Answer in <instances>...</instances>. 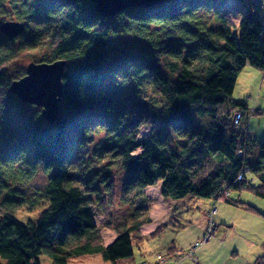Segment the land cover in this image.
Wrapping results in <instances>:
<instances>
[{
    "label": "trees",
    "instance_id": "16d2710c",
    "mask_svg": "<svg viewBox=\"0 0 264 264\" xmlns=\"http://www.w3.org/2000/svg\"><path fill=\"white\" fill-rule=\"evenodd\" d=\"M1 2L23 29L12 37L0 32V264H41L40 255L68 264L92 253L111 264H140L134 245L172 223L147 235L139 230L150 221L144 188L158 181L165 200L194 194L235 202L232 188L264 197V141L245 123L255 109L231 97L244 65L264 77V23L253 0L237 9L236 22L226 0H159L111 16L90 0ZM124 36L135 48L120 43ZM26 56L66 59L52 122L38 109L26 114L9 90L16 77L5 69ZM36 168L46 177L40 194L16 196L12 185L32 179ZM116 170L125 173L119 200L130 210L118 221L111 219ZM38 205L34 219L13 215ZM105 229L115 233L107 243ZM176 248L157 253L184 252ZM252 264H264V251Z\"/></svg>",
    "mask_w": 264,
    "mask_h": 264
},
{
    "label": "rangeland",
    "instance_id": "374dc122",
    "mask_svg": "<svg viewBox=\"0 0 264 264\" xmlns=\"http://www.w3.org/2000/svg\"><path fill=\"white\" fill-rule=\"evenodd\" d=\"M250 1L252 0H248V3ZM243 2L247 4V0H226V4L231 8L230 18L233 22L238 20L239 12L237 7H241ZM255 5L259 18L264 23V0H257ZM249 8H251V6H249ZM11 13L12 11L8 9L6 2H1L0 22L8 19L15 20ZM119 40L120 43L126 44L127 48H135L129 36L121 37ZM30 60L39 61V58L26 56L10 63L5 69L7 77H18L23 74L24 67ZM258 90H260V92L256 97V104H252L253 106L251 105V107L255 109V112L246 117L245 123L249 133L253 134L259 141H264V77L262 76V72L253 66L242 67L236 77L232 90L234 98L245 100L249 92L256 94ZM21 107L25 109L26 114H30L37 109L40 110L39 106L27 102H22ZM193 117L196 123H204L205 119L200 117L195 111H193ZM158 123L159 122L156 120L152 124L141 127L139 136L148 135L152 125ZM103 135L102 133L95 135L94 141L99 140ZM93 147L94 144H91L86 150L91 152ZM139 150V148L135 149L133 154H136ZM254 159L255 151L248 157L249 161H253ZM124 174L123 171L116 170L114 177L116 195L114 206L111 210V219L116 221L124 218L130 211L129 208L119 200V186ZM247 178L251 179L249 173H247ZM45 180L46 177L43 171L36 168V172L32 179L26 183L12 185V188L17 191L16 196L35 198L40 194ZM253 182H255V179ZM160 189L161 186L159 181L144 188L145 194L151 199L149 215L152 217L153 226L144 227L142 231L147 235V233L152 231L158 224L165 223L170 218L172 223L163 226L155 235L146 236L138 246L134 245V252L137 258L144 252L152 253L156 250L164 251L170 244H174L184 250L180 259L171 262L177 263L182 258H189L184 255V253L187 252V249L194 240L201 237L208 222H210V225L213 227V233L203 245L205 243L219 244L213 246L215 247V253L212 260L209 259L210 264H217L218 260H220V258L222 259L229 250L236 251V257L231 256L230 258L236 259L237 263H235L234 260H228L222 264H252L255 255L263 253L264 197L257 196L246 188H232L228 193V197L235 200V202L227 201L225 198L214 200L194 194H186L175 200H165L160 194ZM217 202H220V204L217 205ZM214 203H216L217 210L220 208V214L210 213ZM39 208V205L30 210L20 208L16 210L13 215L21 221L34 219ZM171 214L173 215L171 216ZM92 215L96 222L100 221V214L92 210ZM102 236L104 242L107 243L115 237V233L105 229L102 231ZM230 253L232 252L230 251ZM254 253L256 254L254 255ZM192 255L193 258H196V261H193L191 257L189 258L192 263L196 264L197 260L200 262L197 253L193 252ZM39 260L41 264H50V258L46 255H40ZM68 262L71 264H111L109 261L103 259L100 253L71 257Z\"/></svg>",
    "mask_w": 264,
    "mask_h": 264
},
{
    "label": "water",
    "instance_id": "95a60500",
    "mask_svg": "<svg viewBox=\"0 0 264 264\" xmlns=\"http://www.w3.org/2000/svg\"><path fill=\"white\" fill-rule=\"evenodd\" d=\"M95 11L104 16H111L132 5H152L159 0H90ZM23 29L22 22L14 19L0 22V32L7 37L16 36ZM66 59L55 58L50 61L30 60L24 67V73L13 78L9 90L23 102L32 103L40 108L42 117L52 122L57 114L62 91L63 67Z\"/></svg>",
    "mask_w": 264,
    "mask_h": 264
},
{
    "label": "crops",
    "instance_id": "0c3cea01",
    "mask_svg": "<svg viewBox=\"0 0 264 264\" xmlns=\"http://www.w3.org/2000/svg\"><path fill=\"white\" fill-rule=\"evenodd\" d=\"M244 6H246L245 2L242 3V6L241 7H237V9H242ZM246 66H250V65H247L246 64L243 67H246ZM259 92H260V90H258V92L256 94L255 93L253 94V93H250V92L248 93V97L246 96L247 99L244 100L248 106H251L252 104H256V101H257L256 100V97L258 96ZM231 97L234 98V94L233 93H231ZM234 99H238V98H234ZM219 204H220V202H217V205H219ZM214 206H215V211L213 212V214L214 213L215 214H217V213L220 214L221 213V210H220V208L217 210L216 203H214ZM220 217H221V215H220ZM148 226H151V227L153 226V222H152V217L151 216H150V222H148L146 224H142L141 226H139L140 232L143 233V234H145V232H143L142 230H143L144 227H148ZM214 245H219V244L218 243H205L204 245L202 244V245L198 246L194 250V253H197L198 254V257L200 258V262H199V260H197V263L196 264H210L209 259L212 260V258L214 256V253H215V247H213ZM176 247H177L176 248L177 250L182 249L181 247H178V246H176ZM230 251L232 253H230ZM157 252H164V251L156 250V251H154L152 253H146V252H144V253H141L140 257L137 258V260L138 261H140V260L143 261L142 264H155V254ZM173 252H170V253H173ZM236 254H237L236 251L229 250V252H227V254H225L222 259L220 258V260H218L217 264H222V263H224V262H226L228 260H234L235 263H237L236 262V259L230 258L231 256L236 257L235 256ZM255 254L256 253H254V255ZM166 255H167V257H171L170 255H172V254H166ZM257 255L258 254H256L255 257ZM168 263L169 264H194V263H192L191 260H189V258H186V257L184 259L182 258L177 263L171 262V259H170L168 261ZM68 264H71V263L68 262ZM245 264H248V263H245Z\"/></svg>",
    "mask_w": 264,
    "mask_h": 264
},
{
    "label": "built area",
    "instance_id": "2783aa9c",
    "mask_svg": "<svg viewBox=\"0 0 264 264\" xmlns=\"http://www.w3.org/2000/svg\"><path fill=\"white\" fill-rule=\"evenodd\" d=\"M254 2H257V0H255ZM239 116H240V111L239 110H234L232 112V122L235 123L237 121V119L239 118ZM238 153L240 154V151H238ZM241 173H242V171L237 174V176L235 178L236 180L237 179H240ZM214 211H215V206H213L211 208L210 213L211 212L213 213ZM212 233H213V227L210 225V222H208V224H207L205 230L203 231L201 237L199 239H197V240H194L191 243L190 247L187 249V252L184 253V255H186L189 258L191 257L193 261H196V258H193L192 252L198 246H200L201 244H203L204 242H206L210 238V236H211ZM182 255H183V253H181V254L178 253L175 256L167 257V255H165L163 253H156V255H155V264H169L168 261L170 259H171V261H173V260H176L177 261L178 259H180L182 257ZM142 263L143 262H141L140 264H142Z\"/></svg>",
    "mask_w": 264,
    "mask_h": 264
}]
</instances>
